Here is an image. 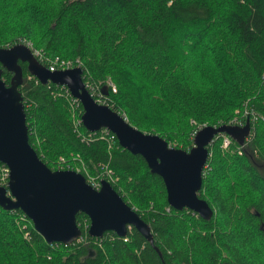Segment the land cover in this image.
Here are the masks:
<instances>
[{
    "label": "trees",
    "instance_id": "obj_1",
    "mask_svg": "<svg viewBox=\"0 0 264 264\" xmlns=\"http://www.w3.org/2000/svg\"><path fill=\"white\" fill-rule=\"evenodd\" d=\"M26 41L45 65L79 58L87 86L109 88L100 101L171 145L190 149L201 123L237 116L252 127L244 142L230 137L225 146L223 131L208 146L199 193L214 209L207 219L171 205L142 154L106 128L87 129L68 87L40 82L21 61L29 140L40 157L87 180L110 173L151 224L154 243L134 225L127 235L92 236L84 211L81 239L48 242L22 208L0 205V264H264V0H0V46ZM13 74L2 77L9 84Z\"/></svg>",
    "mask_w": 264,
    "mask_h": 264
},
{
    "label": "water",
    "instance_id": "obj_2",
    "mask_svg": "<svg viewBox=\"0 0 264 264\" xmlns=\"http://www.w3.org/2000/svg\"><path fill=\"white\" fill-rule=\"evenodd\" d=\"M21 61L27 62L30 72L41 82L68 86L84 106L82 121L87 129L108 128L123 147L142 154L151 170L163 177L171 205L192 208L207 219L212 217L213 207L199 195L210 153L208 146L222 131L244 142L251 129L250 119L243 126L207 124L196 132L190 149L171 145L161 134L140 129L124 113L99 102L86 86L83 67L51 70L26 42L0 46V161L10 168L8 184L0 183V205L22 208L48 242L70 244L81 238L84 232L77 214L84 211L91 219L88 231L92 236H102L107 230L127 235L128 227L134 225L154 243L151 224L109 180L102 179L98 188L83 172L54 169L40 157L29 140L24 97L19 89L24 81ZM4 69L14 73L9 84L2 77ZM102 89L105 94L109 92L107 85Z\"/></svg>",
    "mask_w": 264,
    "mask_h": 264
},
{
    "label": "built area",
    "instance_id": "obj_3",
    "mask_svg": "<svg viewBox=\"0 0 264 264\" xmlns=\"http://www.w3.org/2000/svg\"><path fill=\"white\" fill-rule=\"evenodd\" d=\"M26 43H28L31 47H32V49H33V51H34V53L37 55V57L41 60V58H42V53H41V50H39V49H36V48H34L33 46H32V43L30 42V41H26ZM40 55V56H39ZM41 62H42V60H41ZM81 64H82V61L79 59V58H77L75 61L74 60H72V59H67V58H63V57H61V56H56L54 59H51L50 60V62H49V65H47L51 70H55V69H59V68H67V67H74V66H81ZM86 83V82H85ZM110 84L113 86V88L116 90V86H115V84L112 82V81H110ZM67 86V85H66ZM86 86H87V83H86ZM68 87V86H67ZM88 87V89L90 90V87H91V89H92V91H91V93L93 94V93H95V92H97L98 93V96H97V100L99 101V102H103V103H105V101H100V100H102V97H101V95H103L104 93H101V91L99 92V91H97V88H95V87H93L91 84L89 85V86H87ZM69 89V88H68ZM70 90V89H69ZM71 92V91H70ZM72 93V92H71ZM73 95V94H72ZM74 96V95H73ZM74 98L76 99V100H79L80 101V99H78L76 96H74ZM81 102V101H80ZM82 103V102H81ZM76 114V113H75ZM127 117V116H126ZM80 121H82V116L80 117ZM243 120H241V119H238V118H236V119H234L233 120V123H241V124H243V122H242ZM83 122V121H82ZM106 129H108V128H106ZM109 130V129H108ZM110 131V130H109ZM113 137H115V133L112 135ZM229 138L228 137H226L225 138V141H224V143L227 145L228 143H229ZM9 174H10V168L6 165V164H4V166H2V168L0 169V183L1 184H5V185H7L8 184V181H9ZM110 174V173H109ZM110 176H111V174H110ZM102 179H103V177L101 178V179H96L95 177H89V181H90V183L92 184V185H94L95 187H100L101 186V181H102ZM107 179H110L111 180V178H107ZM81 238H82V236H81ZM81 238H79V239H81ZM78 239V240H79Z\"/></svg>",
    "mask_w": 264,
    "mask_h": 264
},
{
    "label": "rangeland",
    "instance_id": "obj_4",
    "mask_svg": "<svg viewBox=\"0 0 264 264\" xmlns=\"http://www.w3.org/2000/svg\"><path fill=\"white\" fill-rule=\"evenodd\" d=\"M10 46V45H9ZM82 67V66H81ZM101 93H104L102 90H101ZM105 94V93H104ZM106 103V102H105ZM26 109V108H25ZM237 118V116H235L233 119H232V121L234 120V119H236ZM127 119V118H126ZM238 119H240V118H238ZM249 119V118H248ZM129 120V119H128ZM230 122V123H228V124H237V125H239V126H243L245 123L243 122V124H241V123H233V122ZM200 125V127H199V129L200 128H202L203 126H205L206 124L205 123H201V124H199ZM216 125V124H215ZM251 127H252V125H251ZM198 129V130H199ZM197 130V131H198ZM196 131V132H197ZM196 132H195V134H196ZM223 132V131H222ZM251 134V129H250V132L246 135V138L249 136ZM226 137H228L229 139H230V137H233L232 135H230L229 133L228 134H225V138ZM245 138V139H246ZM245 141V140H244ZM225 146H226V144H225ZM209 155H210V153H209ZM208 159H209V157H208ZM8 166V165H7ZM76 170H78V169H76ZM80 171V170H79ZM110 174H107V176L109 177V178H111L110 176H109ZM103 179H107V177H103ZM107 180H109L110 181V179H107Z\"/></svg>",
    "mask_w": 264,
    "mask_h": 264
},
{
    "label": "bare ground",
    "instance_id": "obj_5",
    "mask_svg": "<svg viewBox=\"0 0 264 264\" xmlns=\"http://www.w3.org/2000/svg\"><path fill=\"white\" fill-rule=\"evenodd\" d=\"M33 75V74H32ZM34 76V75H33ZM35 77V76H34ZM37 78V77H36ZM41 82V81H40ZM4 165V164H3ZM104 175V174H103ZM91 177V176H90ZM98 177V176H97ZM89 180V179H88ZM109 232V231H108ZM126 237V236H125Z\"/></svg>",
    "mask_w": 264,
    "mask_h": 264
}]
</instances>
